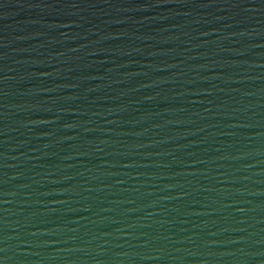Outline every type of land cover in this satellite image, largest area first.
Returning <instances> with one entry per match:
<instances>
[{
    "label": "water",
    "instance_id": "water-1",
    "mask_svg": "<svg viewBox=\"0 0 264 264\" xmlns=\"http://www.w3.org/2000/svg\"><path fill=\"white\" fill-rule=\"evenodd\" d=\"M0 264H264V0H0Z\"/></svg>",
    "mask_w": 264,
    "mask_h": 264
}]
</instances>
